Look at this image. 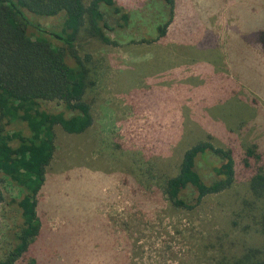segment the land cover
<instances>
[{
  "label": "rangeland",
  "instance_id": "1",
  "mask_svg": "<svg viewBox=\"0 0 264 264\" xmlns=\"http://www.w3.org/2000/svg\"><path fill=\"white\" fill-rule=\"evenodd\" d=\"M115 2L117 14L100 5L110 41L90 36L87 26L77 41L92 79L85 99L93 123L78 134L56 128L37 196L40 230L14 264H217L222 255L263 246L264 202H245L254 201L249 179L264 168V0ZM61 17L40 20L50 26ZM205 139L231 149L234 185L192 209L174 208L165 181L185 149ZM250 144L260 158L247 166ZM223 161L207 151L197 169L209 183ZM0 179L2 259L21 227L25 190ZM185 195L190 201L193 189Z\"/></svg>",
  "mask_w": 264,
  "mask_h": 264
},
{
  "label": "trees",
  "instance_id": "2",
  "mask_svg": "<svg viewBox=\"0 0 264 264\" xmlns=\"http://www.w3.org/2000/svg\"><path fill=\"white\" fill-rule=\"evenodd\" d=\"M166 1L172 7L173 0ZM101 3L112 6L116 14L121 12L115 0H90L88 4L84 0H0V174L25 190L18 201L21 227L14 233L13 248L0 264H14L39 233L37 196L54 157L56 128L78 134L93 123L91 104L85 99L92 79L77 41L85 26L90 36L110 41L106 30L111 27L100 9ZM57 15H62L61 19L50 26L40 20ZM122 17L127 19L126 14ZM167 23L160 33H164ZM258 33L264 49V29ZM46 101L59 102L63 108L49 109L44 106ZM207 151L224 159L213 167L215 179L209 183L197 169V158ZM256 151L254 144L246 149L247 166L250 159L259 160ZM235 173L231 149L199 140L183 152L177 172L165 181L164 194L174 208L192 209L208 195L232 187ZM1 181L0 207L4 199ZM248 187L254 201L245 202L247 207H255L258 200L264 202L263 167L254 172ZM188 188L194 191L190 201L185 195ZM259 231L264 237V209ZM217 264H264V244L247 247L239 255H222Z\"/></svg>",
  "mask_w": 264,
  "mask_h": 264
},
{
  "label": "crops",
  "instance_id": "3",
  "mask_svg": "<svg viewBox=\"0 0 264 264\" xmlns=\"http://www.w3.org/2000/svg\"><path fill=\"white\" fill-rule=\"evenodd\" d=\"M172 15H173V10H172ZM172 15H171V18H173ZM174 18H175V15H174ZM173 22H174V21H173ZM172 24H173V23H172Z\"/></svg>",
  "mask_w": 264,
  "mask_h": 264
}]
</instances>
